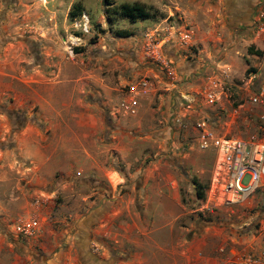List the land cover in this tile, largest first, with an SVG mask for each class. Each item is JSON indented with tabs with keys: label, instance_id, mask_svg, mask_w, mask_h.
Returning <instances> with one entry per match:
<instances>
[{
	"label": "rangeland",
	"instance_id": "1",
	"mask_svg": "<svg viewBox=\"0 0 264 264\" xmlns=\"http://www.w3.org/2000/svg\"><path fill=\"white\" fill-rule=\"evenodd\" d=\"M110 1L0 0V264L102 256L85 244L86 230L110 248L116 243L95 213L109 214L112 232L120 225L140 243L165 241L178 250L262 205L264 194L256 205L205 208L214 152L195 142L203 117L229 136L251 132L232 110L245 100L260 56L246 65L240 42L227 49L232 57L206 51L200 67L204 50L189 32L200 0ZM121 2H140L160 16L130 21L113 11ZM74 4L88 17L87 32L72 26ZM210 80L220 94L206 105L202 88ZM133 92L138 105L129 113L122 102ZM239 226L238 233L247 231ZM144 247L138 251L147 264H156Z\"/></svg>",
	"mask_w": 264,
	"mask_h": 264
},
{
	"label": "crops",
	"instance_id": "2",
	"mask_svg": "<svg viewBox=\"0 0 264 264\" xmlns=\"http://www.w3.org/2000/svg\"><path fill=\"white\" fill-rule=\"evenodd\" d=\"M259 1L260 0H200V3H197L198 8L195 12V26H192L189 31L190 35L194 32L191 38L199 41L202 50H204L200 57H198L201 60H199L198 64L200 67L202 65V68L207 66L205 57L209 58L210 56L206 53L208 50L213 52V54L218 52L222 59L231 56L227 53V49L230 47H239L240 42H243L244 46H251L253 50L260 51L258 54L248 52L247 50H243V52L240 53L246 65L250 63H253L252 65H257V61L254 58L259 56L261 58L257 65L258 69L254 70V73L246 80L247 82L244 86L246 98L250 92L264 86V39L256 38L251 25L254 9ZM181 12L184 16L183 20L188 22L190 19L188 14L184 9L181 10ZM189 22H191V19ZM222 59H220V61ZM213 62H215V60H211L210 64ZM246 98L234 109L239 118H241L243 122H246L248 129L253 131L255 129V114L260 111L262 107L255 106L253 108L254 111H251L254 114L251 116L248 114L249 109L247 107ZM261 194H264V177L260 180L258 188L250 196L249 204L254 203V205H256L255 203L258 196ZM260 203L262 205L255 209L253 214L249 213L247 216L245 214V216L239 215V222H231L230 225L233 227H229L228 224H226L225 228L211 227L208 230L206 229L200 236H193L188 241L182 244L179 243L181 245L178 250L172 245L166 246L165 241L154 243L146 240L140 243L136 237L131 235L132 231L129 232V229L121 227L120 225H116L112 232L109 226L110 223L107 222L108 216L106 215L109 214L106 213V215L101 218L100 215L98 216L97 213H95L92 218L95 219L98 217L100 220L99 227L105 224L108 225L102 230V234L112 239L113 242L116 243V247L110 248L100 239H95L92 235L96 233V230L92 232L86 230V238H88L89 241L87 240L88 242L85 244L95 245L94 248H91L92 246L90 247L92 251L100 248L101 255L104 259L100 258L102 256L95 255L94 253H91V255L87 253L90 256L80 258V264H101L102 262L104 264H147L149 263L148 261H151L147 260L148 255L144 256L143 254H146L145 252L138 251L141 248H145L144 246H148L149 249L152 250L150 256L153 259H157L155 261L156 264H238L235 262L237 256L264 247V197L261 198ZM230 211H232V209H230ZM236 211H238V209ZM251 219L258 223L253 231L250 229L249 225ZM91 223L92 221H90V223L88 222L86 229ZM238 224L246 225L244 229L247 231L241 229L238 233L236 230L240 227ZM256 225H254V227ZM99 230H101V228H99ZM243 231L244 233H241ZM139 245H141L140 248ZM154 250H156V252ZM98 258H100V262L97 263L95 261H98ZM166 258L168 259L167 263ZM68 259L69 257L67 261L62 260V264H77L73 259ZM58 261L59 259L57 258H51L46 259L42 264H58Z\"/></svg>",
	"mask_w": 264,
	"mask_h": 264
},
{
	"label": "built area",
	"instance_id": "3",
	"mask_svg": "<svg viewBox=\"0 0 264 264\" xmlns=\"http://www.w3.org/2000/svg\"><path fill=\"white\" fill-rule=\"evenodd\" d=\"M251 25L256 38L264 39V0H260L256 5ZM72 26L79 32H87L86 13L81 12L74 18ZM76 41L77 36L71 35L69 44L74 45ZM68 50L71 53V47ZM145 83L146 81H141L142 85ZM219 94L215 80H210L202 88V99L206 105L218 102ZM135 95L136 92H133L126 102H122L129 113H133L138 105ZM246 103L248 114L251 116L254 114L251 111H254L255 106H261L263 109L255 114V129L245 136H229L225 132H219L213 121L207 117L195 122L196 146L214 152L212 176L204 199L205 208L215 204L226 206L249 204L250 196L264 177V86L250 92ZM188 106L186 104V108ZM235 112L233 109L232 113ZM235 262L264 264V247L237 256Z\"/></svg>",
	"mask_w": 264,
	"mask_h": 264
},
{
	"label": "trees",
	"instance_id": "4",
	"mask_svg": "<svg viewBox=\"0 0 264 264\" xmlns=\"http://www.w3.org/2000/svg\"><path fill=\"white\" fill-rule=\"evenodd\" d=\"M101 1L103 5L112 3L110 0H101ZM75 6L78 7V4L76 5L74 4L68 12V15L70 17H75L76 15L79 14L80 9L76 8L75 10ZM113 11H115V13L119 17L126 18L130 21L148 19V18L160 16L156 10H152L151 7L146 6L140 2H132V3L121 2L113 7ZM246 50L248 52H253L256 54L260 53L259 50H253L251 46H248ZM195 185H196L195 196L197 198L203 199L204 195L202 189L199 188V185L197 183Z\"/></svg>",
	"mask_w": 264,
	"mask_h": 264
},
{
	"label": "bare ground",
	"instance_id": "5",
	"mask_svg": "<svg viewBox=\"0 0 264 264\" xmlns=\"http://www.w3.org/2000/svg\"><path fill=\"white\" fill-rule=\"evenodd\" d=\"M111 177H112V179H113L114 181H117V180H118V178L116 177L115 173L112 174Z\"/></svg>",
	"mask_w": 264,
	"mask_h": 264
}]
</instances>
